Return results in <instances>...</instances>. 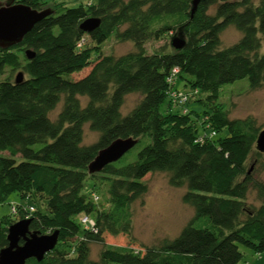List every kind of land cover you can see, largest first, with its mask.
I'll list each match as a JSON object with an SVG mask.
<instances>
[{"label":"trees","instance_id":"obj_1","mask_svg":"<svg viewBox=\"0 0 264 264\" xmlns=\"http://www.w3.org/2000/svg\"><path fill=\"white\" fill-rule=\"evenodd\" d=\"M15 1L50 10L20 44L0 48V77L8 72L0 80V202L14 192L23 198L39 195L46 199V213L35 209L31 231H59L54 250L26 264H239L241 246L263 254L264 183L253 180L248 163L264 155L256 150L264 127L252 116L230 118L218 100L223 86L239 80L247 79L249 90L264 87V0H200L193 15L194 0H91L73 8L50 7L52 0ZM90 18L100 24L84 32L80 26ZM230 26L242 36L222 48L221 34ZM179 33L186 40L182 50L169 43L148 52L147 43ZM113 35L132 42L134 50L102 55ZM89 40L93 45L85 47ZM86 68L84 77L73 79ZM15 73H22L20 82ZM179 91L189 96L183 106L172 98ZM131 94L140 99L124 116ZM200 94L206 109L189 112L187 105ZM192 113L197 119L208 116L205 128L212 126L215 135L199 142L208 129L202 126L200 132ZM85 125L99 134L89 145ZM119 138L149 143L135 161L118 160L90 174L98 152ZM18 156L23 161L17 162ZM157 172L167 173L171 186L187 189L183 201L194 216L176 238L159 245L138 250L107 244L105 234L131 235L133 205L149 189L143 180ZM95 178L108 185V208L84 192ZM252 188L258 206L247 203ZM82 215L94 218L97 232L83 230L76 221ZM14 222L0 218V251L8 246ZM93 243L101 245L96 261Z\"/></svg>","mask_w":264,"mask_h":264},{"label":"rangeland","instance_id":"obj_2","mask_svg":"<svg viewBox=\"0 0 264 264\" xmlns=\"http://www.w3.org/2000/svg\"><path fill=\"white\" fill-rule=\"evenodd\" d=\"M91 0H52L48 6L52 7L54 4L64 3L66 7L73 8L79 5H87ZM16 2V1H15ZM241 33L234 27L230 26L221 34L222 48L229 47L236 43L241 38ZM170 36H164L160 41H151L146 44V48L149 53L155 51L164 44L170 43ZM93 44L91 41H87L85 47H91ZM134 50L132 42L118 41L115 36H111L101 47L102 55H115L120 56L129 53ZM261 53L264 54V38L262 39ZM96 60V56H94ZM90 68H86L81 73H74L73 79H80L84 77ZM8 77V72L0 77V80ZM16 73L13 75L15 79ZM183 85H181L182 87ZM186 89L189 87L183 86ZM182 90H184L182 88ZM191 90V89H190ZM200 94L193 99L187 105L189 112H196L202 114L206 107L198 102L199 99H203ZM139 95H129L125 100V104L121 110L122 114L127 115L139 101ZM218 102L224 106V109L229 112L230 118H246L252 116L257 120L259 126L264 127V87L259 90H249V83L247 79L239 80L231 84H227L222 87ZM63 103H59L57 108L50 114L52 119H55L62 108ZM167 104L163 105V110H166ZM187 110V112H188ZM173 111L181 112L180 108L173 107ZM192 117L195 118L199 125V131L201 127H207L204 124L208 120V116L202 115L200 119H197L195 113H192ZM208 133L214 131L212 126L209 125ZM84 144L89 145L97 141L99 134L90 131L89 126L85 125L84 128ZM205 132V131H204ZM226 132L223 130L218 133L219 136H224ZM216 138V137H215ZM149 143V139H142L136 146H134L129 152H127L120 160L119 164H128L136 160L139 151ZM252 159L248 163V167L252 170L253 180L264 183V155H262L257 162ZM17 162L23 161L21 157L16 158ZM147 183L149 189L148 192L141 200H138L133 205V225L130 236L119 235L111 236L105 234L104 238L107 244L111 246H131L136 249H142L144 247H151L159 245L166 239L172 240L176 238L183 227L194 216L193 208L184 203L183 195L187 191L184 187H173L169 184V178L167 173H153L148 174L144 180ZM107 183L101 182L98 178L89 179L87 181L84 192L94 200L97 196L98 200H94L96 204L101 208H108L110 203L106 193ZM18 204L25 208L34 207L35 209L46 213V199L39 195H33L29 198H23L20 194L14 192L4 198L0 202V218H6L17 222L21 220V217L11 215V204ZM247 203L258 206L259 201L257 192L252 188L247 197ZM92 217V216H91ZM93 218V217H92ZM94 219V218H93ZM79 223V217L76 218ZM14 222V223H15ZM13 224V223H12ZM101 245L93 243L91 245V259L98 260ZM240 250L244 253V257L239 264H264V253L254 254L252 251L241 246Z\"/></svg>","mask_w":264,"mask_h":264},{"label":"water","instance_id":"obj_3","mask_svg":"<svg viewBox=\"0 0 264 264\" xmlns=\"http://www.w3.org/2000/svg\"><path fill=\"white\" fill-rule=\"evenodd\" d=\"M199 2L200 0L193 1L192 15L196 12ZM49 14V9L38 11L23 3H15V0L0 2V48L8 49L20 44L26 34ZM99 24L100 20L90 18L80 27L84 32H91ZM170 45L175 50L185 48L186 40L183 34L173 36ZM26 55L28 58L34 57V53L30 50L26 51ZM22 78V73H19L16 76V82H20ZM136 144L137 140L133 138L116 139L98 152L90 163L88 172L90 174L102 172L106 166L120 160ZM256 150L264 154V130L257 137ZM31 223L32 219H21L9 226L8 246L0 251V264H26L32 258L42 261L49 252L54 250L59 241V231L42 235L31 231Z\"/></svg>","mask_w":264,"mask_h":264},{"label":"built area","instance_id":"obj_4","mask_svg":"<svg viewBox=\"0 0 264 264\" xmlns=\"http://www.w3.org/2000/svg\"><path fill=\"white\" fill-rule=\"evenodd\" d=\"M172 98L174 99V102L176 103L177 106H183L189 100V96L186 93L180 91L173 92ZM209 134H211V136H214L215 132L211 131ZM205 135H208V132L205 131V134L202 137H200L198 141L201 143L204 142ZM94 200L95 201L98 200L97 196H95ZM34 212H35V208L32 206L25 208L15 203L11 204L12 216L22 217V219H31ZM79 221L83 230H87L90 232H97L95 220L90 215H82L79 218Z\"/></svg>","mask_w":264,"mask_h":264},{"label":"crops","instance_id":"obj_5","mask_svg":"<svg viewBox=\"0 0 264 264\" xmlns=\"http://www.w3.org/2000/svg\"><path fill=\"white\" fill-rule=\"evenodd\" d=\"M255 254V253H254ZM261 255V254H260ZM245 264H248V262L246 261V263Z\"/></svg>","mask_w":264,"mask_h":264}]
</instances>
